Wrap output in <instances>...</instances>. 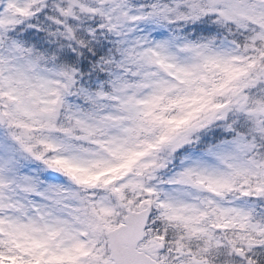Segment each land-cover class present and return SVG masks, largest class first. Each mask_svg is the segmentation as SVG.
<instances>
[{
	"label": "snow or ice",
	"instance_id": "6c2138e0",
	"mask_svg": "<svg viewBox=\"0 0 264 264\" xmlns=\"http://www.w3.org/2000/svg\"><path fill=\"white\" fill-rule=\"evenodd\" d=\"M0 264H264V0H0Z\"/></svg>",
	"mask_w": 264,
	"mask_h": 264
}]
</instances>
